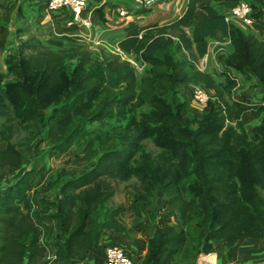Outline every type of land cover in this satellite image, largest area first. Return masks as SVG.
Here are the masks:
<instances>
[{"label":"trees","instance_id":"16d2710c","mask_svg":"<svg viewBox=\"0 0 264 264\" xmlns=\"http://www.w3.org/2000/svg\"><path fill=\"white\" fill-rule=\"evenodd\" d=\"M215 1L225 3L228 10L240 0H188L185 13L169 23L131 21L126 26L119 47L150 64L140 78L130 60L116 54L94 56L82 44L12 56L9 68L19 94L31 107L33 117L41 120L45 99L29 90V77L41 71L46 90L57 88L63 81L65 63L73 58L78 62L69 79L66 98L44 120L54 152L67 151L87 136L89 123L111 118L140 100L151 106L142 113V119L153 125L151 132L164 151L156 158L144 156L133 164L145 132L135 120L128 122L118 142L112 145L109 138L103 139L107 149L91 168L62 185L56 211L49 221L44 218L39 222L33 214L34 183L45 166L25 167L22 150L10 141L12 126L2 124L0 138L8 144L0 145V184H4L0 190V264H19L26 259L31 264H43L39 256L41 236L48 226L57 229L52 254L58 261L84 258L98 246L103 233L124 232L123 205L106 206L102 219L97 218L99 209L113 193L110 182L103 178L106 176L124 180L134 174L141 177L144 191L137 196L140 200L149 198L157 187L165 194L159 221L148 238L146 252L140 256V264H172L187 244H193L195 234L188 227L178 230L163 222L171 216H177L185 225L194 220L196 227L217 238L222 264L237 259L235 246L239 240L255 237L264 243V196L259 191V186L264 189V90L260 103L227 98L225 92L231 94L238 84L236 77L229 78L223 90L218 91L219 82L211 73L200 69L189 72L186 61L160 55L161 50L178 43L203 56L208 52L210 38H229L233 50L227 54L225 66L238 72L250 69L264 84V0L250 2L252 26L261 36L226 22V12L220 11ZM4 8L3 19L8 22L15 6ZM92 19L107 20L105 3L92 10ZM61 23L56 20L55 25L63 37L78 30L77 24ZM8 36V25L0 24L1 48L6 46ZM191 82L216 91L202 107L203 116H188V99L183 101L178 96V84ZM6 95L7 89L0 86V97ZM248 109L255 117L262 115L254 139L243 117ZM6 167L18 170L8 184L1 173ZM23 209L27 214H22Z\"/></svg>","mask_w":264,"mask_h":264},{"label":"rangeland","instance_id":"374dc122","mask_svg":"<svg viewBox=\"0 0 264 264\" xmlns=\"http://www.w3.org/2000/svg\"><path fill=\"white\" fill-rule=\"evenodd\" d=\"M45 1L0 0V24H7L9 27L6 46L4 48L0 47V86L7 89V95L3 98L0 97V127L4 123L12 126L10 141L22 150L24 154L23 165L25 167L32 165L45 166V170L34 183L36 205L34 206L33 214L37 216L36 218L39 222L44 221V218L49 221V216L56 211V204L62 195V185L75 175H79L91 168L92 164L107 149V145L103 143V139L109 138V142L112 145L118 142L120 131L128 122L135 120L145 132V138L136 152L134 157L136 160L134 159L133 164L138 163L144 156L156 158L159 153L164 151V148L156 143L155 134L151 132L154 130V128L152 129L153 125L142 119V113L151 110V106L142 100L128 105L123 112L117 113L111 118L89 123L90 133L75 143L71 149L63 152L53 151V143L47 136L48 126L44 120H46L52 109L61 104L66 98L70 88L69 79L76 71L75 68L78 62L76 58H73L65 63L62 68L63 81L57 88L46 90L44 74L41 71H34L29 77V90L32 93L41 95L45 99L43 107L44 120H41L33 117L31 107L19 94L16 80L9 68L12 56L19 52L30 53L45 48L60 50L61 47L69 48L76 44H82L94 56L105 53L116 54L122 59H128L127 57L129 56L130 58L132 53H126L116 42L111 44L109 41L90 40L88 37L90 36L91 29L88 30L83 27L77 30V37H74L76 31L67 32V37H63L56 29L55 24L58 19H56L54 14H50L47 11ZM248 1L252 2V0ZM91 4L93 6L96 5L94 1ZM213 4L220 11H227L228 7L225 3L215 1ZM11 5H14L15 8L11 12L10 20L5 22L3 19L5 13L4 6ZM60 21L62 23L65 22L63 19ZM234 26L236 28L242 27L246 32H255L261 36L260 32L254 29L253 26H241L240 23H234ZM220 41L215 39L211 45L209 43L208 53L210 52L211 54L203 71L211 73L215 80L219 82L218 91L223 90V86L229 78L233 76L237 77L238 84L232 89L231 94L225 92L227 98L231 97L233 99L249 101L250 104L260 103L263 85L253 82V78L250 73L248 74V71L238 72L225 66V58L228 54L227 50H221L222 52L217 50L218 52L214 53L216 47L220 46ZM54 42H61L62 45ZM160 55L164 57L170 56L173 60L177 61H186L185 68L189 72L199 69V56L193 51L183 48L178 43L173 44L166 50H161ZM149 66L150 64L147 63L142 71H138V78L145 73V70ZM196 85L202 84L188 83L178 84L177 86L180 99L183 101L188 99L186 104L188 107L187 115L191 117L203 116L204 114L202 106L196 104L194 101H190L193 88ZM215 93L216 91L212 90V94ZM250 111V113L244 112L245 115L243 116L246 120L245 126L249 130L250 138L254 139L256 122L261 121L258 118L261 119L262 115L261 117H255L252 110ZM193 127H197V124H193ZM7 144V140L0 138V145L2 147L7 146ZM17 172L18 170L12 167L1 169V173L5 175V182L7 184L14 181ZM191 177H194V174ZM103 178L110 182L113 193L99 209L97 218L98 220L102 219V213L106 206L123 205L124 210L122 211L121 218L126 224V230L122 234L124 237H130L137 244L138 254L133 255L140 261V256H143L146 252L148 238L152 234L155 224L159 221L160 210L164 206L165 194L160 187H157L154 193L146 200L137 198L144 191V181L136 174L125 180L109 176ZM3 188L4 184H0V190ZM259 191L264 196V189L260 186ZM22 214H27V211L23 209ZM163 222L172 224L178 230L188 227L192 234H195L197 237V239H195V236L192 237L193 244H187L183 251L175 257L172 264H201V261L207 262V260L218 264L217 255L214 253H210L209 255L211 256L208 257L206 255L199 257L200 252L206 251V249L204 236L200 237L202 229L195 226L194 220L185 225L179 218L176 220L174 216H171L164 219ZM56 240L57 229L54 226L44 228L43 235L41 236L43 248L40 252L42 254L39 255L41 262L44 259V263L47 262L49 264L51 261L57 260V255L52 254ZM125 248L127 249V247ZM127 250L130 251L129 249ZM141 251L144 253H140ZM130 252L132 253L133 251Z\"/></svg>","mask_w":264,"mask_h":264},{"label":"crops","instance_id":"0c3cea01","mask_svg":"<svg viewBox=\"0 0 264 264\" xmlns=\"http://www.w3.org/2000/svg\"><path fill=\"white\" fill-rule=\"evenodd\" d=\"M94 2L96 5H92L93 8H97L105 3V13L107 20L95 22V25L90 30L91 33L88 38L94 41H109L111 44L113 42L118 43L125 36V28L131 21H136L141 24H150L154 22L169 23L183 15L188 7V0H151L144 6L130 0H94ZM117 8H123L127 10L128 13L121 16L117 11ZM76 35H78L77 32ZM214 40L215 38L209 39L210 45ZM217 50H220V52L227 50V53H230L233 50V44L231 40L229 38L221 40L220 46L216 47L214 53H217ZM210 54L211 53L209 52V55ZM247 71L248 74H251L253 82L261 83L260 85H263L264 90V84L261 82V80L257 76L255 77L251 73L252 71L250 69H247ZM191 83L197 84L195 82ZM184 94L186 95V93ZM244 112L250 113L251 111L248 109ZM244 112L243 115H245ZM258 119L261 120L260 118ZM259 122L260 121H257L256 125ZM174 218L176 220L178 219L177 216H174ZM201 236H204V245L206 251L200 252L199 257H204L205 255L208 257L210 253H214L217 255L218 264H222L219 251V240L211 238L210 233L207 230H203L202 234H200V237ZM112 242L127 247V249L130 251H133V254H138V248L136 247L137 244L134 242V240L128 236L124 237L122 232L109 231L107 233H103L100 236L98 240V246L89 252L86 257H68L64 261L54 260L49 264H106L104 248L106 244ZM235 251L237 252V259L233 262H229L228 264H264V243L262 238L247 237L243 240H239L236 243ZM140 253L143 254L144 252L141 251ZM23 263H25V261L19 264ZM44 264H47V262ZM137 264H140L139 260ZM201 264L215 263H211L210 260H207V262L201 261Z\"/></svg>","mask_w":264,"mask_h":264},{"label":"built area","instance_id":"2783aa9c","mask_svg":"<svg viewBox=\"0 0 264 264\" xmlns=\"http://www.w3.org/2000/svg\"><path fill=\"white\" fill-rule=\"evenodd\" d=\"M142 6L149 3L151 0H131ZM46 9L50 14H54L56 19L65 20L64 24H77L78 29L81 27L90 30L94 26L92 19V10L94 9L90 0H46ZM121 16L128 12L123 8H117ZM225 20L229 24L240 23L241 26H252V6L248 0H240L237 4L228 9L225 13ZM62 22V21H60ZM128 55V54H127ZM127 57L137 68V71H142L145 62L138 59L135 55ZM209 53L199 56L198 68L204 69L207 65ZM237 79V77H236ZM212 98V90L206 86L196 85L192 91V98L190 101L204 107ZM42 244V243H41ZM43 245H41V250ZM104 256L106 264H137L138 259L130 253L125 246L118 243L107 244L104 248ZM23 264H31L26 259Z\"/></svg>","mask_w":264,"mask_h":264},{"label":"bare ground","instance_id":"6f19581e","mask_svg":"<svg viewBox=\"0 0 264 264\" xmlns=\"http://www.w3.org/2000/svg\"><path fill=\"white\" fill-rule=\"evenodd\" d=\"M208 256H211V255H208ZM217 258V257H216ZM215 264H217L216 262H214Z\"/></svg>","mask_w":264,"mask_h":264}]
</instances>
